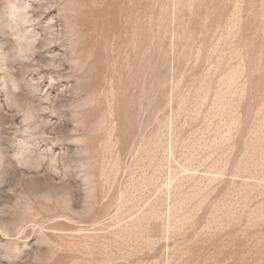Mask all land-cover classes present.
Instances as JSON below:
<instances>
[{
  "label": "rangeland",
  "instance_id": "rangeland-1",
  "mask_svg": "<svg viewBox=\"0 0 264 264\" xmlns=\"http://www.w3.org/2000/svg\"><path fill=\"white\" fill-rule=\"evenodd\" d=\"M0 264H264V0H0Z\"/></svg>",
  "mask_w": 264,
  "mask_h": 264
}]
</instances>
